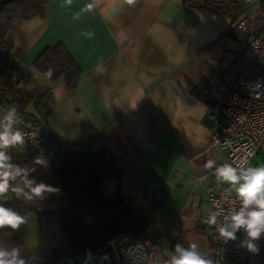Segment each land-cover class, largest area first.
<instances>
[{
    "label": "crops",
    "instance_id": "obj_1",
    "mask_svg": "<svg viewBox=\"0 0 264 264\" xmlns=\"http://www.w3.org/2000/svg\"><path fill=\"white\" fill-rule=\"evenodd\" d=\"M89 3L73 0L68 7L49 0L44 17L12 21L5 39L21 79L17 92L5 90V97L21 99L15 106L43 123L48 144L105 149L122 175L102 179L99 191L130 204L167 258L177 243H196L213 259L204 223L211 211L206 186L219 183L203 165L210 158L218 165L229 160L225 150L210 145L207 104L191 89L225 70L251 35L264 33V16H247L239 28V18L199 11L184 0H99L82 11ZM258 6L264 12V0ZM58 43L80 69L72 92L62 77L47 80L33 65L44 48ZM9 153L14 163L35 169L29 180L58 191L31 202L10 191L4 206L29 219L18 230H0V244L19 246L25 258H44L40 250L49 237L62 242L55 215L62 187L34 163L25 143ZM14 183L23 186L21 178ZM246 264H264V255H252Z\"/></svg>",
    "mask_w": 264,
    "mask_h": 264
},
{
    "label": "built area",
    "instance_id": "obj_2",
    "mask_svg": "<svg viewBox=\"0 0 264 264\" xmlns=\"http://www.w3.org/2000/svg\"><path fill=\"white\" fill-rule=\"evenodd\" d=\"M242 2L248 6V10L237 20L239 28H244L247 16L256 13L264 16V12L259 10V0ZM257 83L264 85V33L251 35L225 70L196 83L191 89L194 97L207 104L205 115L212 127L210 145L225 150L232 164L245 158L249 162L259 152L264 154V88H255ZM11 105L15 104L0 98L1 110ZM19 112L21 122L16 127L25 133V144L34 158L41 156L46 164L40 166L48 170L54 150L46 141L45 127L33 116ZM200 180L199 176L195 177L196 183ZM229 189L226 183L206 186L211 211L217 206L224 210L222 215L232 209L238 210L239 201L235 190ZM85 219L89 223L91 218L86 215ZM218 220L223 222L222 216ZM214 228L206 225L212 242L211 254L216 262L229 259L232 264H246L250 256L264 255V235L256 242L258 253H252L240 246V242L245 239L242 230L237 232V240L224 243L217 239L218 233ZM91 253V264H150L157 258L167 259L164 248L149 236L137 239L127 230L114 232L94 247ZM84 256L83 252L63 244L58 259H26L28 264H79L82 260L85 262ZM104 256L107 259H102Z\"/></svg>",
    "mask_w": 264,
    "mask_h": 264
},
{
    "label": "trees",
    "instance_id": "obj_3",
    "mask_svg": "<svg viewBox=\"0 0 264 264\" xmlns=\"http://www.w3.org/2000/svg\"><path fill=\"white\" fill-rule=\"evenodd\" d=\"M184 1L196 10L226 15L231 21L237 20L248 10L242 0ZM48 3L49 0H0V98L8 99L15 105L20 104L21 99L14 95L7 98L4 93L5 90L17 92L15 86L21 79V72L10 53L5 34L15 19L44 17ZM33 65L42 74L52 67L55 71L51 80L62 77L69 92L75 89L80 69L63 44L44 48ZM48 145L54 150L48 171L62 187L55 211L62 242L59 244L49 237L40 250L42 257L58 259L63 244L85 254L118 230H127L137 239L146 235L145 221L136 215L130 204L99 191L102 179L118 181L122 175L115 165V159L105 149L93 152L87 144L81 143L71 144L65 149L57 143ZM86 215L91 218L89 223H86Z\"/></svg>",
    "mask_w": 264,
    "mask_h": 264
},
{
    "label": "clouds",
    "instance_id": "obj_4",
    "mask_svg": "<svg viewBox=\"0 0 264 264\" xmlns=\"http://www.w3.org/2000/svg\"><path fill=\"white\" fill-rule=\"evenodd\" d=\"M86 5L82 11H91L95 3ZM73 0H64V4L71 7ZM128 4L135 3V0H127ZM80 13L73 15V20H79ZM89 38L94 36L92 32L84 33ZM54 69L49 67L44 72V77L51 80L54 76ZM255 88H264L259 83ZM21 122V115L15 105L0 110V230L9 228L18 230L26 224L29 217L22 215L10 207H5L4 202L8 201V193L11 191L17 198L26 201H33L42 196L43 193H54L58 189L29 180L28 174L34 168L22 166L14 163L9 149L17 148L25 143V133L16 126ZM250 155V154H249ZM37 165H45L46 162L41 156L34 158ZM203 168L209 170L218 183L228 184L230 189L235 190V196L239 201L238 210L232 209L228 214H223V209L216 207L211 211L204 223L210 228L215 226L214 231L218 233L217 239L224 243L237 240V232L243 231L245 239L240 242V246L249 252L258 253L257 241L264 235V164L249 166L247 158L237 164L223 163L218 165L215 159H208ZM17 178L23 180V186H17L14 182ZM222 216V221L218 217ZM92 259L91 251L86 253L84 264ZM107 259V256L102 257ZM0 264H28V260L22 256L19 246L6 247L0 244ZM150 264H214L213 260L199 250L196 243H191L188 247L177 243L174 254L167 259L157 258L150 261Z\"/></svg>",
    "mask_w": 264,
    "mask_h": 264
},
{
    "label": "rangeland",
    "instance_id": "obj_5",
    "mask_svg": "<svg viewBox=\"0 0 264 264\" xmlns=\"http://www.w3.org/2000/svg\"><path fill=\"white\" fill-rule=\"evenodd\" d=\"M261 164H264V154H262V153H257V154H255L253 157H252V159L248 162V165L249 166H258V165H261ZM155 241V240H154ZM85 258H86V253H85V256H84ZM89 262V264H91L92 263V261L90 260V261H88ZM217 264H220L219 262H216ZM79 264H84V260H82Z\"/></svg>",
    "mask_w": 264,
    "mask_h": 264
}]
</instances>
